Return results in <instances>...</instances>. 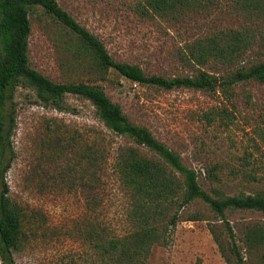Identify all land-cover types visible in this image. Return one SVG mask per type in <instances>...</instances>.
<instances>
[{
  "label": "rangeland",
  "instance_id": "1",
  "mask_svg": "<svg viewBox=\"0 0 264 264\" xmlns=\"http://www.w3.org/2000/svg\"><path fill=\"white\" fill-rule=\"evenodd\" d=\"M55 1L103 43L113 60L164 78L197 74V67L180 59L185 44L246 24L243 16L230 9L229 0H217L179 23L140 20L131 10L137 0ZM29 20L32 69L55 83L99 86L131 123L146 128L177 153L211 196L264 193L263 84H238L231 99L220 93L138 85L114 71L97 72L89 57L78 54L73 36L40 7L30 10ZM258 29L264 32L263 25ZM247 61L264 62V46L255 45ZM200 69L213 72L215 67L208 64ZM12 107L14 160L7 182L9 198L25 214L26 235L14 258L21 264H83L91 252L83 237L89 223L110 233L121 229L125 200L110 165L102 167L106 158L110 163L113 149L128 141L109 131L91 103L77 96L66 95L58 106H46L32 88L21 85ZM215 111H227L229 118L208 122L205 115ZM88 147L101 157L93 168L98 179L93 191L82 156ZM212 167L219 181L210 178ZM225 218L245 257L241 239L248 229L264 227V214L236 210L227 211ZM210 228L226 247L225 222L205 203L192 202L180 211L169 246H155L146 264H223Z\"/></svg>",
  "mask_w": 264,
  "mask_h": 264
},
{
  "label": "trees",
  "instance_id": "2",
  "mask_svg": "<svg viewBox=\"0 0 264 264\" xmlns=\"http://www.w3.org/2000/svg\"><path fill=\"white\" fill-rule=\"evenodd\" d=\"M217 4V0H137L131 10L140 20L181 22L190 13ZM40 7L45 15L65 28L78 44V54L94 63L100 74L114 71L126 80L163 90L193 89L220 93L227 99L234 97L233 87L241 83L257 82L264 85V62H249L248 53L259 44L264 46V0H229L234 14L243 16L246 24L241 29H230L198 38L185 44L180 59L197 67L194 76L164 78L146 75L136 66L113 60L103 43L85 27L78 24L55 0H0V263H18L14 254L22 249L25 233V214L9 198L7 173L14 160L12 134L15 128L12 107L17 87L32 88L43 105L58 106L66 95L87 100L95 108L104 126L128 145L113 149L110 163L104 160L102 169L110 165L125 200L122 226L110 233L99 224L89 223L83 237L90 247V256L83 264H146L152 249L169 246L180 211L199 200L225 222L229 243L210 228L223 258V264H264V227L248 229L241 239L245 257L235 241L232 228L226 222L227 211H256L264 214V193L211 196L205 192L197 173L186 167L180 156L143 127L131 123L120 106L112 103L99 87L85 83H55L30 67L28 39L31 34L29 13ZM248 22V23H247ZM246 62V63H245ZM212 64L213 72L201 70ZM227 111L206 114L208 122L215 118H229ZM87 164L88 186L94 190V167L101 157L94 147L83 150ZM213 181H219L216 167L209 170ZM100 178V177H99ZM93 210V203H89ZM94 256L93 260L90 257ZM29 264V263H25Z\"/></svg>",
  "mask_w": 264,
  "mask_h": 264
}]
</instances>
